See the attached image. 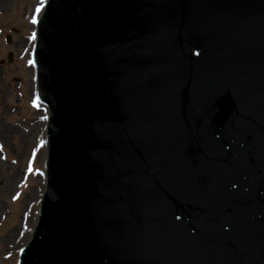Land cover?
<instances>
[{
	"label": "water",
	"instance_id": "obj_1",
	"mask_svg": "<svg viewBox=\"0 0 264 264\" xmlns=\"http://www.w3.org/2000/svg\"><path fill=\"white\" fill-rule=\"evenodd\" d=\"M33 57L19 264H264V0H47Z\"/></svg>",
	"mask_w": 264,
	"mask_h": 264
},
{
	"label": "rangeland",
	"instance_id": "obj_2",
	"mask_svg": "<svg viewBox=\"0 0 264 264\" xmlns=\"http://www.w3.org/2000/svg\"><path fill=\"white\" fill-rule=\"evenodd\" d=\"M37 6L0 0V264H17L46 188L48 111L36 96L32 61Z\"/></svg>",
	"mask_w": 264,
	"mask_h": 264
},
{
	"label": "snow or ice",
	"instance_id": "obj_3",
	"mask_svg": "<svg viewBox=\"0 0 264 264\" xmlns=\"http://www.w3.org/2000/svg\"><path fill=\"white\" fill-rule=\"evenodd\" d=\"M43 3H44V0H38V4H39V6H37V7L35 8V13H39L41 7L43 6ZM31 22H32V23H36L35 16H33Z\"/></svg>",
	"mask_w": 264,
	"mask_h": 264
},
{
	"label": "bare ground",
	"instance_id": "obj_4",
	"mask_svg": "<svg viewBox=\"0 0 264 264\" xmlns=\"http://www.w3.org/2000/svg\"><path fill=\"white\" fill-rule=\"evenodd\" d=\"M32 29H33V26H32ZM31 57V56H30ZM32 71H33V69H32Z\"/></svg>",
	"mask_w": 264,
	"mask_h": 264
}]
</instances>
